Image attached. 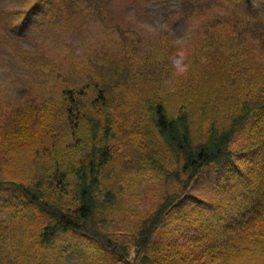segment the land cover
Listing matches in <instances>:
<instances>
[{
	"label": "trees",
	"instance_id": "trees-1",
	"mask_svg": "<svg viewBox=\"0 0 264 264\" xmlns=\"http://www.w3.org/2000/svg\"><path fill=\"white\" fill-rule=\"evenodd\" d=\"M4 1L0 59L23 69L0 101V264H264V0H177L200 38L172 83L179 42L111 26L104 0Z\"/></svg>",
	"mask_w": 264,
	"mask_h": 264
},
{
	"label": "rangeland",
	"instance_id": "rangeland-1",
	"mask_svg": "<svg viewBox=\"0 0 264 264\" xmlns=\"http://www.w3.org/2000/svg\"><path fill=\"white\" fill-rule=\"evenodd\" d=\"M4 3L7 4L8 1L5 0ZM103 7V15L108 18V22L111 26L118 25V27L121 28L135 27L139 31V37L146 39L150 43L157 42L161 32H166L173 36L171 39L172 44H177L179 42L181 48L179 51H173L169 57L173 75L168 79V83H172L174 78L186 69L187 61L184 62V57L187 58V56L191 54L188 53L189 50L200 37L199 32H196L193 28L194 23H192V21L184 22L181 19L182 17H180L179 12H177V0H154L150 3H143L140 6L138 3H134L131 0H104ZM135 8L139 9V11L136 12ZM241 26L242 24H238L239 28ZM89 34L85 35L86 37L84 36V41H87V44L81 46L80 49L82 52L88 49V53H95L101 49L104 50L108 47H113L114 43H117V37L119 35L116 31V27H114V33L103 34L100 30L93 29ZM68 41H72L77 45L78 38L70 36L62 37L60 39L61 47L49 49L48 54L55 60H62L63 56L68 54L69 48L64 45V43ZM25 46H27V44H25ZM159 48L163 52L172 51L165 48L162 44ZM2 57L3 58L0 59V77L2 82V85L0 84V101L7 100L6 97H10L9 90L11 92L16 89L18 84H22L16 75H19V72L23 69L18 60L13 56L2 55ZM159 58L161 59V57ZM139 83L144 82L139 81ZM7 84L9 90L6 88ZM47 90L49 91L48 88ZM2 96H4V98H2ZM204 181L206 180L204 179ZM132 189L135 190L134 186ZM192 190H195V193H199L201 188L194 187ZM184 232L187 233L186 230H182V233Z\"/></svg>",
	"mask_w": 264,
	"mask_h": 264
}]
</instances>
